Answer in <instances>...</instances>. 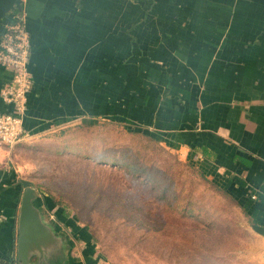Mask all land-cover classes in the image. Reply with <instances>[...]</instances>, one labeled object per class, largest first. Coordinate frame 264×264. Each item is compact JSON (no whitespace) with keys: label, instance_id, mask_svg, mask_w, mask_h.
<instances>
[{"label":"crops","instance_id":"0c3cea01","mask_svg":"<svg viewBox=\"0 0 264 264\" xmlns=\"http://www.w3.org/2000/svg\"><path fill=\"white\" fill-rule=\"evenodd\" d=\"M24 10L28 138L83 120L119 122L250 203L264 228V0H24ZM11 78L0 66V113L11 110L1 98ZM6 153L0 264H18L20 180Z\"/></svg>","mask_w":264,"mask_h":264},{"label":"rangeland","instance_id":"374dc122","mask_svg":"<svg viewBox=\"0 0 264 264\" xmlns=\"http://www.w3.org/2000/svg\"><path fill=\"white\" fill-rule=\"evenodd\" d=\"M5 156L40 205L57 202L43 220L81 264H264V237L230 196L119 122L26 136Z\"/></svg>","mask_w":264,"mask_h":264},{"label":"built area","instance_id":"2783aa9c","mask_svg":"<svg viewBox=\"0 0 264 264\" xmlns=\"http://www.w3.org/2000/svg\"><path fill=\"white\" fill-rule=\"evenodd\" d=\"M21 1V9L9 13L0 27V66L12 73L10 82L1 90L3 102L11 107L9 112L0 113V150L6 151L27 136L23 119L32 81L28 70L30 38L26 28L24 0ZM251 198L257 200L256 196ZM262 202L264 205V192Z\"/></svg>","mask_w":264,"mask_h":264},{"label":"water","instance_id":"95a60500","mask_svg":"<svg viewBox=\"0 0 264 264\" xmlns=\"http://www.w3.org/2000/svg\"><path fill=\"white\" fill-rule=\"evenodd\" d=\"M21 3V0H0V27L10 12L21 9ZM20 184L25 189L20 198L18 213V264H33L32 257H38L41 261L49 256L56 246H64L61 239L51 231V226L43 220L42 209L36 204L34 189L24 180H20ZM251 229L264 237L262 226L252 225Z\"/></svg>","mask_w":264,"mask_h":264},{"label":"trees","instance_id":"16d2710c","mask_svg":"<svg viewBox=\"0 0 264 264\" xmlns=\"http://www.w3.org/2000/svg\"><path fill=\"white\" fill-rule=\"evenodd\" d=\"M11 13V12H10ZM4 22V21H3ZM2 22V23H3ZM2 23H1V25H2ZM137 134H141V135H143V136H145L144 134H142V133H137ZM147 137V136H146ZM149 138V137H148ZM149 139H151V140H153L152 138H149ZM154 141V140H153ZM200 172V171H199ZM200 174H201V177L203 178V179H206V177L204 176V174L202 173V172H200ZM187 180H190L189 178H187ZM188 183V182H187ZM18 187L20 188L21 187V185H20V183H18ZM216 187L219 189V190H221L222 191V189H220V187H218L217 185H216ZM187 191V190H186ZM224 192V191H223ZM225 193V192H224ZM181 196H182V194H180ZM231 198L239 205V207L241 208V210H243V211H245L248 215L250 214V211L248 210L249 209V207L251 206L250 205V203H248V204H246V205H243V203H241V202H239V200L237 199V198H235V197H232L231 196ZM38 200H36V204H37V206H39V207H41V208H44L45 207V209L47 208V209H49V210H51L52 208H54L55 206H58V204H57V202L56 201H54L53 200V198H50V205L48 204V202L47 201H44L41 205L37 202ZM249 201H251V200H249ZM190 204V203H189ZM250 205V206H249ZM254 209V208H253ZM255 211H256V213H258V214H260L259 213V210H256V209H254ZM65 217H66V215H65ZM253 221H254V224L253 225H260L261 223H259V220H257L256 218H253ZM73 226V225H72ZM75 227V226H74ZM224 227V228H223ZM223 227L221 228L222 229V232L223 231H227V234H228V232H229V227H228V225L226 226V222H225V224L223 225ZM82 230V229H81ZM81 233H83V230L81 231ZM223 238V236L221 237V236H219L218 237V239H217V241H221V239ZM206 253H204L203 254V256H206L205 255ZM64 260H65V257H64V251L62 250V248L61 247H58V246H56L55 247V249H53V251L50 253V256H49V258L47 259V261H46V264H68L67 263V260L64 262ZM9 264H14V261L11 259L10 261H9Z\"/></svg>","mask_w":264,"mask_h":264},{"label":"flooded vegetation","instance_id":"af4514ba","mask_svg":"<svg viewBox=\"0 0 264 264\" xmlns=\"http://www.w3.org/2000/svg\"><path fill=\"white\" fill-rule=\"evenodd\" d=\"M62 248V247H61ZM63 250V249H62ZM64 251V250H63Z\"/></svg>","mask_w":264,"mask_h":264}]
</instances>
